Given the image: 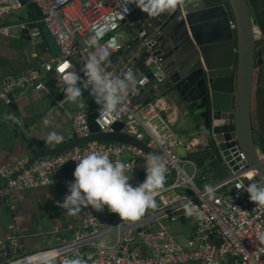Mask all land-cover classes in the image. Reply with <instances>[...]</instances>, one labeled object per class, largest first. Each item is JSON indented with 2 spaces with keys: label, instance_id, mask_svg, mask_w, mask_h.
Instances as JSON below:
<instances>
[{
  "label": "built area",
  "instance_id": "obj_1",
  "mask_svg": "<svg viewBox=\"0 0 264 264\" xmlns=\"http://www.w3.org/2000/svg\"><path fill=\"white\" fill-rule=\"evenodd\" d=\"M42 15V22L53 36L60 55L50 57L36 68L11 74L6 78L5 91H48L47 73H54L62 86L63 65L68 63L83 77L84 60L94 53L107 51L109 75L131 70L136 74L137 63L130 59L118 67L110 61L117 56L125 42L122 22L151 4V0H33ZM22 0H0V16L11 15L22 8ZM32 37L38 38L40 29L33 27ZM99 34L97 43L89 42ZM142 32L140 36H144ZM150 55L144 64L153 71V78L138 77L137 85L144 88L153 83L163 84L167 78L161 59L148 46ZM123 60V58H121ZM139 88H136L120 105L119 114L106 113L100 106L84 108L74 114L69 112L73 133L77 137L91 134L89 119L96 115L95 122L102 132H113L116 123H123L122 132L146 143L150 151L137 145L121 142H89L66 152L42 159H24L15 165H1L0 178L5 181L3 194L40 186L67 185L74 180L73 172L80 157L93 151L107 152L110 158L133 165L132 175L145 176L144 165L150 154L160 155L167 165L164 187L156 197L157 207L146 217L129 221L127 225L117 215L116 219L105 218L88 205L78 212L81 224L72 238L60 245L25 254L7 264H188L200 261L203 264H224L231 259L233 264H264V243L257 240V233L264 232V206L249 200L245 191L248 182L255 180L253 169L246 167L244 155L239 148L232 152V159L239 168L227 176L211 180L202 174L192 156L204 153L209 141L202 138L184 141L174 128L176 110L158 101L145 103ZM11 103L9 96L5 97ZM67 100L57 99L59 105ZM237 147V146H235ZM182 148L184 153L180 154ZM242 158L237 160L238 155ZM211 186V196L205 191ZM191 201L200 213L193 216L199 247L184 242L170 229L168 223L185 216L183 204ZM167 221V222H165ZM118 225V239L108 245L97 239L104 229ZM141 228V231L138 229ZM219 241V244L217 243ZM141 242L147 251L133 247Z\"/></svg>",
  "mask_w": 264,
  "mask_h": 264
},
{
  "label": "water",
  "instance_id": "obj_2",
  "mask_svg": "<svg viewBox=\"0 0 264 264\" xmlns=\"http://www.w3.org/2000/svg\"><path fill=\"white\" fill-rule=\"evenodd\" d=\"M150 5L122 22L125 42L119 53L123 63L133 58L139 78H153L152 69L144 64L150 55L145 41L161 59L165 82L136 87L141 95L147 93L145 102L164 94L183 96L191 117L202 120L209 141L204 153L192 156L202 174L210 172L217 180L238 170L232 152L239 148L246 167L255 172L251 182L264 177V0H177L176 7L157 15L151 14ZM42 18H37L35 10L26 16L21 10L0 16V34L31 40L34 23ZM14 108L10 103L0 108V142L14 140L12 146L17 147L19 139L32 160L94 141L130 143L150 151L146 143L122 132L121 122L113 132H102L96 115L89 119L88 137L73 134L55 146L41 148L30 133L22 131L10 113ZM241 158L238 155L237 160ZM2 182L0 178V264H7L23 256L36 241L33 235H22L17 211L2 193L6 188Z\"/></svg>",
  "mask_w": 264,
  "mask_h": 264
},
{
  "label": "crops",
  "instance_id": "obj_3",
  "mask_svg": "<svg viewBox=\"0 0 264 264\" xmlns=\"http://www.w3.org/2000/svg\"><path fill=\"white\" fill-rule=\"evenodd\" d=\"M20 10L25 16L28 11L35 10L37 12V18L42 17L33 0H26V3L22 5ZM133 18L134 15L130 19ZM34 27L40 29V35L38 38L33 37L31 40L16 39L0 34V108L8 105L4 99L9 96L11 98L10 104L15 106L14 109L10 110V113L15 115L16 120H18L22 127V131L30 133L41 148H46L48 146H55L60 141L73 136L72 122L67 112L74 114L81 109L99 105L87 89L83 91L82 97L78 102L72 103L66 101L63 106L59 105L57 99L64 97V92L63 87L57 82V77L54 73H47L46 84L49 92H34L28 90L24 92L16 91L10 94L5 91L7 76L20 74L36 68L41 62L61 54L53 37L44 29L42 19H38L34 23ZM121 31L120 33L125 37L124 31L122 29ZM121 58L119 54L113 57L110 61L112 67L120 66L123 61ZM145 95H147L146 92L140 99L145 101ZM155 101H158L161 105L168 106L170 111L176 110L174 128L177 132L179 123L180 126L185 125L189 129H192L188 134H184L188 135L186 136L187 138L181 135L184 141L197 140L199 138L208 141L204 133L205 130L202 120H196L191 117L182 95L177 93L164 94L158 96L152 102ZM53 133L62 137V139L59 142H49L47 137ZM13 141L10 143L0 142V166L8 164L15 165L24 159L32 160V156L26 150H22V147L19 145L21 141L18 139L17 147L12 146ZM206 174L210 179L203 183L201 182L202 187L203 184H209L213 180V174L212 176L210 172ZM144 179L145 176L143 175H132L130 183L135 186ZM3 182L5 181L3 180ZM3 182L2 184H4ZM67 191V185H49L27 190H16L7 195L12 201L13 208L17 211L16 220L22 235L35 236L37 244L31 246L25 254L56 247L65 240L72 238L74 230L81 224V216L78 210L70 213L67 209L57 205V202L63 201ZM153 211V209H148L146 214L149 215ZM101 213L105 218L111 220L117 217V214L109 213L107 208ZM124 221V225H127L128 220ZM168 226L178 235L179 239L191 243L193 245L192 248L199 247L201 241L196 236V226L192 217L182 216L176 222L168 223ZM104 230L105 233L97 241L108 245L115 244L119 236L118 225L116 224L111 229ZM217 243L219 244V241ZM133 247L147 251L141 242H134ZM53 264L61 263L57 262ZM188 264L203 263L193 261ZM224 264H233V261L226 259L224 260Z\"/></svg>",
  "mask_w": 264,
  "mask_h": 264
},
{
  "label": "clouds",
  "instance_id": "obj_4",
  "mask_svg": "<svg viewBox=\"0 0 264 264\" xmlns=\"http://www.w3.org/2000/svg\"><path fill=\"white\" fill-rule=\"evenodd\" d=\"M176 6L177 0H151L150 12L157 15ZM98 38L99 34L89 45H95ZM108 57L107 51L88 55L84 60L83 77L65 63L61 69L64 98L76 103L87 89L104 112L118 115L125 97L136 89L138 77L131 70L109 75L105 70ZM61 139L55 133L47 137L49 142H59ZM76 161L74 180L67 183L68 191L63 201L57 202L59 207L70 213L82 205H88L96 212L107 208L109 213L129 221L137 220L146 210L157 207L156 197L164 187L168 170L160 155L148 156L144 165L145 179L135 186L130 183L133 165L114 160L107 152L93 151ZM205 191L210 196L213 193L211 186H205ZM245 191L250 201L264 206V177L249 183ZM183 211L188 217L200 215L191 201L183 204ZM257 240L264 243V232L257 233Z\"/></svg>",
  "mask_w": 264,
  "mask_h": 264
},
{
  "label": "rangeland",
  "instance_id": "obj_5",
  "mask_svg": "<svg viewBox=\"0 0 264 264\" xmlns=\"http://www.w3.org/2000/svg\"><path fill=\"white\" fill-rule=\"evenodd\" d=\"M43 27H44V29H45L46 31L49 32V30L45 27L44 24H43ZM49 33H50V32H49ZM50 35H51V34H50ZM51 36H52V35H51ZM52 37H53V36H52ZM53 39H54V38H53ZM54 41H55V40H54ZM55 43H56V42H55ZM184 127H185V128H184ZM177 130H178L179 134L182 135L184 138H187L186 136H188V135H184L185 133L188 134L189 132L192 131V129H189V128H188L187 126H185V125L180 126V123L178 124V129H177ZM183 137H182V138H183ZM188 140H189V139H188ZM179 153H180V154H183V153H184V151H183L182 148L179 149ZM199 184L202 185L201 182H199ZM146 211H147V210H146ZM145 215H147L146 212H145L141 217H139V218H142V217L145 216ZM139 218H138V219H139Z\"/></svg>",
  "mask_w": 264,
  "mask_h": 264
},
{
  "label": "flooded vegetation",
  "instance_id": "obj_6",
  "mask_svg": "<svg viewBox=\"0 0 264 264\" xmlns=\"http://www.w3.org/2000/svg\"><path fill=\"white\" fill-rule=\"evenodd\" d=\"M37 244V243H36ZM42 250H44V249H42Z\"/></svg>",
  "mask_w": 264,
  "mask_h": 264
}]
</instances>
